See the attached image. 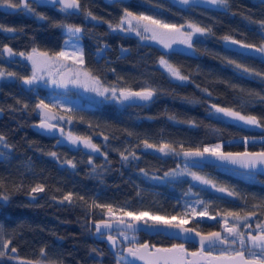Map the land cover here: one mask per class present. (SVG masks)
I'll list each match as a JSON object with an SVG mask.
<instances>
[{"label":"trees","instance_id":"trees-1","mask_svg":"<svg viewBox=\"0 0 264 264\" xmlns=\"http://www.w3.org/2000/svg\"><path fill=\"white\" fill-rule=\"evenodd\" d=\"M79 3L78 13L62 12L59 5L34 4L45 19L22 10L0 8V70L5 72L0 77V135L9 146L0 145V232L9 241L4 250L8 255L0 257V264H117L115 253H120L126 243L120 241L113 249L106 237L109 233L96 232L95 223L109 217L107 209L93 207V202L112 205L116 214L123 209L168 217L183 215L189 208L187 201L198 197L203 202L197 207L206 206V211L215 216L211 220L189 219L188 225H197L202 231H222L216 216L228 212L255 213V220L264 222L263 175L181 159L175 152L163 154L143 144L144 140L158 147L170 144L176 151L204 148L213 142H222L223 150L264 149V142L243 143L246 137L264 136V100L260 99L264 97V77L236 67L240 64L264 74V57L234 50L223 39L229 36L259 46L264 41L259 23L264 21V0H228L227 6L200 2L181 5L173 0ZM125 8L178 26L195 23L211 32L195 34L192 50L174 46L163 49L133 32L109 27L120 22ZM88 12L96 19L87 16ZM61 24L83 29V68L98 77L102 86L115 87L117 95L120 89L147 88L155 92L144 104L101 99L66 110L73 135L89 137L100 152L31 128L40 118L35 106L40 99L48 100V93L45 87L23 83L21 77L31 75V63L19 53L27 55L34 48L38 53H57L65 38L63 27L57 26ZM6 28L15 31H4ZM5 47L14 54L7 55ZM161 58L188 79L172 77L160 64ZM64 93L78 95L75 90ZM213 104L256 116L260 126H246L216 115ZM52 152L56 157L49 155ZM121 153L128 159H123ZM184 161L193 163L192 172L234 195L215 191L211 184L203 185L189 176L151 179V174L162 176ZM36 185H42L44 191L32 193ZM69 193L72 203H61ZM249 224L251 230L256 229L254 220ZM136 234L139 242H176L162 233ZM185 246L195 249L191 242ZM13 247L16 253H11ZM42 248L47 253L44 257L40 254Z\"/></svg>","mask_w":264,"mask_h":264},{"label":"snow or ice","instance_id":"snow-or-ice-1","mask_svg":"<svg viewBox=\"0 0 264 264\" xmlns=\"http://www.w3.org/2000/svg\"><path fill=\"white\" fill-rule=\"evenodd\" d=\"M45 0H0V7H7L10 10H22L28 13L37 15L40 19H45V17L36 11L33 7L35 4L39 7ZM52 4H59L60 11L67 12L69 9L79 10L80 3L79 0H47ZM180 3L188 5L190 0H179ZM207 3L212 5L227 6L228 0H206ZM92 19H96L92 16L90 12L87 13ZM135 21V23H133ZM128 27L124 28V24ZM261 29H264V21L259 22ZM66 29L69 39L65 41L66 44L70 43L72 40H79V34L82 33L83 29L79 26H74L71 24L67 25H57ZM2 27V26H0ZM113 30H121L128 32H135L142 40L151 39L157 40L159 43L163 44L165 48H170L172 42L175 40L176 34L183 37L180 41L181 43L187 44L189 48H192V37L194 34L199 33L201 35L205 33H210V28L200 27L195 23L189 22L187 27L192 31L184 32V25L169 24L163 20L154 18L153 16L140 14L137 15L127 8L124 10V15L120 22L113 26L109 25ZM4 31L13 32L15 29L6 28ZM264 35V32L261 33ZM224 40H231L233 44H240L242 48L254 50L262 55H264V41H262L259 46L254 44H243L240 41L233 40L229 36L223 37ZM75 48V44L72 45ZM4 51L10 56L13 55V50L11 48L5 47ZM20 56H24L27 60L32 63V75L30 77H21L23 83L26 85H32L38 79H42V76H38L37 72L40 71L49 62H55L58 60H67L71 58L73 63L83 65V51L77 49L76 51L69 54L66 51H60L49 56L47 52L38 53L34 48L32 53L25 54L23 52L19 53ZM160 64L167 70V72L174 78L185 81L188 79L187 76L181 74L180 70L168 63V61L163 58L160 59ZM229 63H235L234 61H229ZM237 68H242L246 73H252L257 76L264 77V74L259 72H254L243 65L236 64ZM5 72L0 70V77H3ZM8 76H14L15 73H7ZM80 76L84 78V84L89 90L94 91L99 96H105L106 93L111 91L112 96L116 97V88L112 89L105 88L102 86L98 77L92 76L88 71L78 72L77 78ZM56 83V81H53ZM155 95L152 89H143L141 91H130L127 89H121L119 92V99L121 100H133L138 99L142 101H149ZM264 100V97H260ZM25 108L28 107L27 104L24 105ZM57 105H49L40 100L36 104L34 111L38 110V115L40 117V123L37 125L40 129H45L51 132L57 129V123L53 121L64 120L63 116H59L54 109ZM216 113H222L225 117H229L235 121L243 122L245 125L260 126L259 120L253 115H243L240 111L233 110L231 108L219 107L215 104L212 105ZM61 135H64V129L59 128ZM67 140L72 144L82 143L85 148H90L94 152H100L99 147L92 143L89 137L76 136L72 132H68L66 136ZM107 139V138H105ZM59 142V141H58ZM248 138H244L243 143L247 145ZM146 148H154L156 145L148 143L147 140L143 141ZM0 145L5 148L9 147L6 143V138L0 135ZM220 144L213 147H205L203 150L197 148L195 150L184 151L183 155L185 157H204L206 154L215 157L216 160L225 162L231 165H238L245 169H257L258 167L264 168V149L259 152H250L245 147L243 152H225ZM158 151L164 154L180 153L176 152L175 148L170 144H161ZM49 155L56 157V153L52 152ZM135 156V153H132ZM123 159L127 160L128 157L121 153ZM71 167H75L72 161H67ZM88 163H92L91 159ZM185 171L188 172L187 168ZM194 180H198L203 184H211L212 187H216L212 181L206 179L205 177L198 175L196 172H188ZM166 176L169 173L165 174ZM2 187V185H0ZM219 191H225L224 188H219ZM44 187L42 185H36L31 189L32 193L43 192ZM229 195H234V193L229 192ZM6 200L7 197H4ZM72 194H66L63 197L64 201L72 203ZM81 201L84 197H79ZM199 203V202H198ZM93 207H99L102 209H107L108 219H102L95 223V230L97 233H102V230H106L109 234L107 240L110 242L113 248H116L120 243L117 236L111 234L116 231L119 236L124 238L126 246L123 247L122 253H118L117 264H135L139 261L141 264H264V222L258 223L255 230H251V225L249 224V218L254 216L255 213H248L245 216H241L236 212H228L226 215L233 218L231 226H229V221L227 218L224 220V228L222 232H208L203 234L200 231H196L192 227H185L189 223L188 213L185 212L183 216L177 220V217L173 216L171 219L165 218L163 216L150 215L146 211L133 212L124 211L121 209L122 215L116 216L113 212L112 205H101L93 202ZM208 213L206 211V206L204 211H197L195 207L191 208V215L193 218L200 216H206ZM126 217H130L128 220ZM213 219L215 217H212ZM151 221V223H150ZM176 221V222H173ZM241 225H243L244 230H241ZM159 227H164L167 229L178 230V234L184 237L191 236L198 247L194 251H190L185 247V243L172 244L170 247H157L156 245H150L147 242H139L135 233L142 229H156ZM128 231H131L133 235L129 238ZM255 231V234H253ZM198 238V240L196 239ZM9 241H5L3 238V233L0 232V257L8 255L4 250L8 249ZM11 253H16L17 249L15 247L11 248ZM41 256H46V250L41 249ZM10 259L15 257L9 256ZM21 264H33L32 261H21ZM35 264H45L44 261H36ZM47 264H54V262H47Z\"/></svg>","mask_w":264,"mask_h":264},{"label":"rangeland","instance_id":"rangeland-1","mask_svg":"<svg viewBox=\"0 0 264 264\" xmlns=\"http://www.w3.org/2000/svg\"><path fill=\"white\" fill-rule=\"evenodd\" d=\"M173 1L178 3V4L184 5V4L180 3L179 0H173ZM194 2H200V3H204V4H207V5H211V6H219V5H212L210 3H207L206 0H190L189 4L194 3ZM144 15H147V14H144ZM133 23H135V21H133ZM167 23H169V22H167ZM169 24H173V23H169ZM187 25H188V23L185 24V26L183 28V31L184 32L192 31L190 28L187 27ZM127 27H128V25L125 23L124 24V28H127ZM63 30L65 32V38H64V40L62 42V45H61V48H60V50L58 52L63 50V51L68 52L69 54H71L72 52L76 51L77 49L82 50V43H81V39L80 38H79L78 41L72 40L68 44L65 43V41H67L69 39V37H68V34L66 32V29L63 28ZM125 32L127 33L128 31H125ZM133 33L135 34V32H133ZM79 37H80V34H79ZM182 39H183V37L181 35L176 34L175 40H174V42H172L171 47L172 46L180 47V48H182L184 50H187V51L192 50V48H189L187 44H184V43L180 42ZM148 40L151 41V39H148ZM152 41L156 42L161 48L167 49V48L164 47L163 44L159 43L157 40H152ZM73 44H75V48L72 46ZM6 54L9 55L7 52H6ZM49 56H52V55H49ZM260 56L264 57V55H262V54H260ZM30 63H31V61H30ZM55 66L56 67L59 66L58 68H56V69H59V70H56V71L53 72L52 69ZM60 70L72 71V72H75L76 75H74L72 77H68V78L63 76L64 79L66 78V81H64L63 79H60L59 76H58V71H60ZM32 71H33V69H32V63H31V75H32ZM83 71H84L83 65H79V64L73 63V60L71 58H69L67 60L61 59V60H58V61H55V62H49L46 66H44L40 71L37 72V75L38 76H42L43 78L42 79H38L35 83H33L31 85L34 88H36L38 86L45 87L47 89V93H48L47 94L48 100H44V99H40V100H44V102L46 104L57 105L58 106L57 108L54 109V112H56L59 116H63L65 119L64 120L53 121V122H56V123H59V124H63L65 126L64 135H61V139L64 140V141H68L67 138H66L67 133L69 131L72 132L70 130V124H71L72 121L67 116V112H66V110L68 108H70L72 106H78V105H88V104L91 105V104L94 103V101H98V100H101V99H105V100H108V99H119L118 95H117V92H116V97L114 98L112 96V94H111V91L106 93L105 96H99V95H97L96 92L89 90V88L86 87L85 84H84L83 76H80L79 79L77 78V73L78 72H83ZM53 81H56V83H53ZM103 87L112 89L111 87H106V86H103ZM68 90H75L78 93V95H76V96L65 95L64 92L68 91ZM213 112H214V114L220 115L221 117H223V118H225L227 120L235 121V120H233V119H231L229 117H225L222 113H216L215 109H214ZM235 122L243 124V122H240V121H235ZM246 126H252V125H246ZM246 138H248V141L255 140V141L264 142V136L246 137ZM237 140H239V139H237ZM217 144H220L222 146V142H213V143L205 144L204 148L205 147H213V146H215ZM158 148L159 147L156 146L154 148H149V149H152L154 151L160 152V151H158ZM176 152H179V151H176ZM168 154H170V153H168ZM191 164H193V163H191L190 161H184L183 164H181L180 166H178L177 168H175L173 170L165 172L164 175H162V176L156 175V174H151V177H153L151 179L154 180V181H164L167 178L176 177V176H189L190 178H192V176L190 174H188V172H192ZM185 168H187L188 172L185 171ZM166 173H169V175L166 176L165 175ZM246 177L249 178V179L252 178L251 176H248V175H246ZM198 182H200V181H198ZM201 184H203V183H201ZM210 188L215 190V191H218L220 193H223L225 195L233 196V195H229L228 194L229 192L227 190L222 192V191H219L218 190L219 188H217V187L210 186ZM202 202H203V200L201 198H198V197L192 198V199L187 201V205L189 207L188 210H187V213L189 212L188 219H194L192 217V215H191V208L195 207L197 209V211H204L205 210L204 207H199V208L197 207ZM114 214L116 216L122 215V213H119V214L114 213ZM149 214L150 215H157V214H152V213H149ZM247 214L248 213L240 214V215L241 216H245ZM157 216H162V215H157ZM173 216H168V217L167 216H163V217L171 219V217H173ZM182 216L183 215L175 216V217H177V220H179ZM212 217H215V216L211 215L210 213H208L206 216H203V217L197 216V218H200V219H203V220H211V219H213ZM126 218L130 219V217H126ZM216 218L220 220V223L222 225V229L224 228V220H225V218L228 219L229 226H231V223L233 222V218L232 217H228L226 214L225 215H218V216H216ZM253 220L256 222V224L263 222V221H261V222L259 221L258 222V221L255 220L254 216H251L249 218V221L252 222ZM250 225H251V228H252L253 227L252 224H250ZM241 230H244L243 225H241ZM115 235L117 236V239L119 241L124 242V238L122 236H119L117 232H115ZM128 235H129V238H130L133 235V233L128 231ZM135 235L137 236V239H139V235H137L136 233H135ZM107 236L108 235H106V237Z\"/></svg>","mask_w":264,"mask_h":264},{"label":"water","instance_id":"water-1","mask_svg":"<svg viewBox=\"0 0 264 264\" xmlns=\"http://www.w3.org/2000/svg\"><path fill=\"white\" fill-rule=\"evenodd\" d=\"M113 1H119V0H105V2L107 3H111ZM42 4H48V5H59L58 3L57 4H52L50 2H47V0H45L44 3ZM60 6V5H59ZM61 7V6H60ZM2 10L4 11H17V10H10L8 9L7 7H0ZM69 12H76L78 13L80 11V8L79 10H72V9H69L68 10ZM238 41V40H237ZM241 42V41H240ZM243 44H248V43H244V42H241ZM226 45L234 50H237V51H240V52H243V53H247V54H259L258 52L254 51V50H250V49H245V48H242L240 46V44H233L231 43V40H228L226 41ZM121 90V89H120ZM120 90H118V97H119V92ZM127 90H130V91H141L143 89H127ZM152 100V99H151ZM123 102L127 103V104H144V103H147L149 101H142V100H138V99H133V100H122ZM3 116V110L0 108V117ZM40 123V118L37 120V121H34L32 124H31V128L40 132V133H43V134H46V135H50V136H55V137H60L61 136V133L59 132V128H63L64 129V132H65V126L63 124H59L57 123L58 127L57 129H54L52 130L51 132L45 130V129H40L37 127V125ZM53 123H56V122H53ZM195 150L197 148H183L179 151V157L181 159H185V160H191V161H197V162H201V163H206V164H211V165H217V166H225V167H229V168H233V169H237V170H241V171H248V172H254V173H257V174H260V175H263L264 176V168H261V167H258L257 169H245V168H241L240 166L238 165H231V164H227L225 162H222V161H218L216 160L215 157H212V156H209V155H205L204 157H185L183 155V152L184 151H188V150ZM201 150H203V148H199ZM223 150V149H221ZM262 150V149H261ZM261 150H248L250 152H259ZM225 152H243L244 150H239V151H231V150H223ZM105 219H108V218H105ZM127 219V218H126ZM102 220V219H101ZM130 220V219H128ZM99 222V221H98ZM173 222H176V221H173ZM151 223V221H150ZM185 227H192L188 224L185 225ZM194 228V227H192ZM195 229V228H194ZM196 231H200L198 229H195ZM103 231H106V230H103ZM131 232V231H130ZM138 232H144L146 234H155V233H162L164 235H167L168 237L170 238H174V239H177L178 242H175V243H171V244H167V245H160V244H154V243H149L148 241H142L141 243L143 242H147L149 243L150 245L154 244L156 245L157 247H170L172 244H176V243H186V242H192L194 244L197 245L198 247V244L194 242L193 238L191 236L189 237H184L182 235H179L178 234V230H175V229H167V228H164V227H159V228H156V229H142ZM201 233L203 234H207L208 232H221L219 229H215V230H212V231H208V232H202L200 231ZM255 234V233H253ZM198 240V238H196ZM108 243L110 244V242L108 241ZM110 246L112 247V245L110 244ZM126 246V245H125ZM123 246V247H125ZM186 247V246H185ZM196 247V248H197ZM113 248V247H112ZM188 248V247H186ZM195 249H189L190 251H194L196 250ZM114 249V248H113ZM123 249V248H122ZM122 253V250L121 252ZM115 258L116 260L118 259V253H115ZM122 264H124V262L122 261L121 262ZM135 264H141V262L137 261L135 262Z\"/></svg>","mask_w":264,"mask_h":264},{"label":"flooded vegetation","instance_id":"flooded-vegetation-1","mask_svg":"<svg viewBox=\"0 0 264 264\" xmlns=\"http://www.w3.org/2000/svg\"><path fill=\"white\" fill-rule=\"evenodd\" d=\"M51 65V64H50ZM59 66H55L52 70H53V72L54 71H56V70H59V69H56V68H58ZM65 71V72H64ZM74 75H76V73L75 72H72V71H66V70H60V71H58V76H59V78L60 79H63L64 81H66V78H68V77H72V76H74ZM63 76L64 77H66L65 79L63 78ZM196 181H198V180H196ZM195 220H200V218H195ZM190 226H192V227H194L195 229H198V230H200L198 227H197V225L196 226H193V225H190ZM220 230V229H219ZM200 231H202V230H200ZM221 231V230H220ZM115 232L116 231H113L111 234H115ZM202 232H206V231H202ZM222 232V231H221ZM138 233V232H137ZM175 241L176 242H178V240L177 239H175ZM192 243V242H191ZM194 244V243H193ZM195 245V248L197 247V245L196 244H194Z\"/></svg>","mask_w":264,"mask_h":264}]
</instances>
